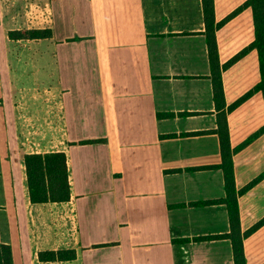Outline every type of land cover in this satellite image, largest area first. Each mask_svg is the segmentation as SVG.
Here are the masks:
<instances>
[{
    "label": "crops",
    "instance_id": "1",
    "mask_svg": "<svg viewBox=\"0 0 264 264\" xmlns=\"http://www.w3.org/2000/svg\"><path fill=\"white\" fill-rule=\"evenodd\" d=\"M22 1L0 0V244L14 264H234L230 239L195 240L231 229L226 204L191 205L226 196L223 171L206 168L222 156L202 0H44L40 27ZM214 1L219 22L247 0ZM33 29L53 35H9ZM254 40L247 8L217 32L221 65ZM222 78L229 107L261 80L257 50ZM228 124L233 148L257 133L263 94ZM50 152L67 155L71 197L35 204L24 156ZM234 171L239 190L264 173V134ZM239 209L243 232L264 219V177ZM62 249L76 259L38 258ZM244 249L247 264H264V225Z\"/></svg>",
    "mask_w": 264,
    "mask_h": 264
},
{
    "label": "trees",
    "instance_id": "2",
    "mask_svg": "<svg viewBox=\"0 0 264 264\" xmlns=\"http://www.w3.org/2000/svg\"><path fill=\"white\" fill-rule=\"evenodd\" d=\"M202 2L205 21L204 34L206 35L209 51L214 100L218 112V127L213 132L219 136L222 156V161L220 164L206 168L221 169L223 171L226 196L223 199L196 202L192 203L191 205L205 206L219 203L226 204L229 212L231 229L230 232L225 235L198 237L195 240L201 241L220 238L230 239L233 245L234 264H247L244 240L264 225V219L256 223L246 232H243L241 229L239 197L248 192L255 184H257L264 177V173L243 189H237L234 171V155L246 147L256 137L264 134V126L244 143L240 144L236 148H233L230 141L228 114L256 93L261 92L264 96V0H247L242 6L237 8L234 12L219 22L216 20L215 16V1L202 0ZM247 8H251L253 11L255 40L251 45L242 50L229 62L221 65L217 45V32L229 20ZM9 35L13 39H46L51 38L53 33L51 29H33L24 33L20 31L10 32ZM252 50H257L259 55L261 80L248 93L227 107L222 78L223 71L238 62L243 56L247 55ZM195 134L200 135L204 134V132H197ZM168 137H175V135H169ZM90 142L92 143L94 141L81 142V144ZM24 164L26 167L27 184L32 203H61L70 200L71 186L69 183V169L67 165L66 153L50 152L26 154L24 156ZM198 169L203 168H189V170L192 171ZM183 242H186V240L184 239ZM76 257L77 252L74 249L41 251L38 255V258L41 262H66L75 260ZM0 264H14L12 247L10 245L0 244Z\"/></svg>",
    "mask_w": 264,
    "mask_h": 264
},
{
    "label": "rangeland",
    "instance_id": "3",
    "mask_svg": "<svg viewBox=\"0 0 264 264\" xmlns=\"http://www.w3.org/2000/svg\"><path fill=\"white\" fill-rule=\"evenodd\" d=\"M43 2L45 1L44 0H23L22 1V8H23V12L25 14L26 22L28 25L36 26V27L45 25L44 20H41V19H44L43 18L44 16L43 17L41 16V13L44 12V10L41 7L43 5ZM40 21L42 23H40ZM45 73H46L45 70H43L42 73H38L39 89H44V85L47 82ZM43 107H41V109ZM40 130L43 131V129H40Z\"/></svg>",
    "mask_w": 264,
    "mask_h": 264
}]
</instances>
